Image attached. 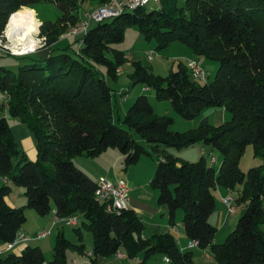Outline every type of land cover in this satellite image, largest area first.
<instances>
[{"label": "trees", "instance_id": "1", "mask_svg": "<svg viewBox=\"0 0 264 264\" xmlns=\"http://www.w3.org/2000/svg\"><path fill=\"white\" fill-rule=\"evenodd\" d=\"M44 1L0 0V38L9 17ZM49 1L60 15L41 28L43 53L17 57L16 73L0 66L7 112L31 132L37 153L35 161L28 160L6 120L0 119V247L12 243L25 222L23 210L5 201L14 185L23 188L27 208L39 216L52 210L57 217L82 216L93 236L92 264L121 250L129 264H148L156 255L168 264H195L192 252L182 251L171 233L144 239V224L135 211L110 212L96 200L98 183L73 159L115 149L124 170L154 153L149 185L158 192L157 205L166 207L172 226L176 211H182L185 238L208 251L215 264H264V166L246 173L239 168L248 146L255 157H264V0H158L157 8L138 7L70 38L62 35L78 21L84 0ZM97 1L102 5L109 0ZM128 27H136L146 41L155 40L157 51L180 42L196 57L218 65L213 79L200 83L180 62L164 77L132 62V88L150 89L156 101L168 102L186 121L205 109H224L231 118L218 126L176 132L173 119L156 115L147 96L140 94L115 122L107 79L116 80L127 60L115 45ZM198 144L219 152V169L203 156L188 162L171 153ZM217 188L238 191L235 204L244 207L221 244L214 242L218 229L209 221ZM69 246L58 232L49 262L38 246L25 245L18 255H0V264H66ZM78 249L82 252L83 246Z\"/></svg>", "mask_w": 264, "mask_h": 264}, {"label": "rangeland", "instance_id": "2", "mask_svg": "<svg viewBox=\"0 0 264 264\" xmlns=\"http://www.w3.org/2000/svg\"><path fill=\"white\" fill-rule=\"evenodd\" d=\"M100 4L97 0H84L80 3L79 14L82 16L84 13H87L91 10L96 9ZM148 7L157 8V3H150ZM24 14L28 17L30 22L34 27V41L36 44L35 49L32 51H28L24 53V55H31L34 52H42L45 47V38L42 37L41 28L46 26L48 23H54L56 18L60 15V12L53 4V2L47 0L44 2H40L36 4L34 7L29 9H23ZM11 16V15H10ZM11 18V17H9ZM9 21V19H8ZM7 21V23H8ZM7 25V24H6ZM6 27L2 34V38L0 39V66L11 70L12 72H17L19 60L16 58L19 56H23L22 54H17L12 47L10 41L8 40L6 33ZM63 38V37H62ZM157 42L155 40L146 41L139 30L136 27H128L124 32V37L122 42L115 45V48L125 53L126 62L121 67V72L118 73V77L116 80L107 79L108 85L113 90L112 102L115 106L113 109V119L117 122V118H123L127 108L130 104L135 100L137 96H139L140 87H131V82L129 81V75L133 72V68L131 66L132 62L141 63L142 66L147 67L151 70V72L156 76H166L171 70H175L177 64L183 63L185 64L188 60H195L198 64L203 67L206 72V82L213 79L215 75V71L217 70V63L211 60H207L205 58L196 57L193 52L184 44L180 42H173L168 47H166L162 51L156 50ZM151 52L152 60H148V53ZM43 53V52H42ZM7 55V56H6ZM110 60L113 59L112 54H107ZM203 83V82H200ZM123 96L121 97V94ZM150 102H153V99L150 97L153 92L145 93ZM129 96L126 98V96ZM125 98V99H124ZM7 96L2 95L0 93V119H5L10 129L12 128L15 134V138L17 143L24 149L26 152V157L28 160L32 157V147H33V136L31 132L24 126L19 118L12 117L6 108L7 104ZM158 104H154V113H158V116H168L171 117L174 121L172 124V129L176 132H186L191 124L197 123L200 119L199 117L194 120V122L183 120L178 117L172 110L171 106L168 102H154ZM228 119L231 118L230 113L227 112ZM137 139H140L139 136H135ZM141 140V139H140ZM31 141V142H30ZM149 151V147H146ZM199 151L197 148L189 149L187 151L182 152L185 159L188 162H196L199 159ZM205 159L207 163H209V159L216 158L217 161L212 165L214 169H219L221 164V155L218 151H213L211 153L205 154ZM86 158V157H85ZM156 157L154 153L151 156H141L138 163L124 170L123 163L116 161L115 159L109 160H99L97 162H91L88 165V169L90 170L91 178L96 181L99 180L100 177H103L105 180H108L112 183H115L117 180H124L127 184H135V186H139L137 190L131 194V197L134 200L141 201L143 204H148L147 200L144 197L143 199L139 198L141 192H145L146 195H150L152 189L149 185V182L155 172L156 167ZM14 166L17 164L16 159L13 160ZM264 166V157L258 156L255 157L253 155V150L251 146L246 147L240 161L239 168L242 172L246 173L250 168ZM2 178H0V186L3 182ZM9 197L14 202L17 208H20L24 212L25 222L23 224V230L26 231L30 236L42 231L43 229H48L50 223L53 218V210L46 216H39L34 210L27 208L26 198L24 195V190L21 187L10 186ZM130 189V188H129ZM238 191H229L222 188H217L214 192V200H215V209L212 215L209 218L210 223H215L219 216L221 218V226L218 228V231L215 235V243L221 244L225 241L226 236L235 228L236 222L238 218L244 211L243 206H237L235 214L228 215L226 208L223 204V198L226 195H230L232 198L237 197ZM148 195V196H149ZM183 213L181 210H178L175 214V221L177 224L181 223V218ZM78 217V226L73 227L69 225H59L57 228L53 229L51 234L41 241H34L30 243H26L25 245L30 246H38L44 255L45 262H49L53 256V246L55 242V237L58 232H61L64 238L71 244L66 251V264H92L91 256H92V246H93V236L92 233L87 230L83 223H85L82 216ZM225 219H228L229 226L223 227V223ZM146 227V222L145 225ZM147 229V228H146ZM262 230L264 231V226H262ZM148 230L143 231L145 236H149ZM159 235V234H157ZM153 236V235H152ZM151 236H149L150 238ZM23 245L22 247H24ZM83 246V251L81 252L78 247ZM198 251H194V255L196 257ZM157 257V258H156ZM157 259L158 262H161V258L159 256H154L151 258L150 262Z\"/></svg>", "mask_w": 264, "mask_h": 264}, {"label": "crops", "instance_id": "3", "mask_svg": "<svg viewBox=\"0 0 264 264\" xmlns=\"http://www.w3.org/2000/svg\"><path fill=\"white\" fill-rule=\"evenodd\" d=\"M147 92H151V90L150 89H143V88L139 89V94H145ZM127 97H129V96L127 95L126 98ZM150 97L153 99V102H151V104H152V107H153V111H155L154 110L155 109L154 108V104H158V103H154V102H158V101L155 100L154 94H152ZM155 114L156 115H160L158 113H155ZM198 117L200 119L197 121V123H194V124L192 123L191 124L192 126H189L190 127L189 129H194V128L199 127V126H206V125L218 126V125L222 124L223 122L227 121V119H228L227 118L228 117L227 112L224 109H217V110L205 109V110L202 111V113ZM194 120H192L190 122H194ZM11 130H12V133H13V135L15 137V134H14V131H13L12 128H11ZM33 140H34V138H33ZM17 144H18L19 148L26 154V152L20 146V144L19 143H17ZM194 148H197L199 150V151H197L198 154H199V158L201 156L206 157L205 154H207V153L209 154V153H211L213 151L215 152V150H213L211 148L203 147V146L198 144V145H194L192 147H189L187 149H183L181 151H176L175 150V151H172L171 153L175 157H177L178 159L187 161V159L184 158L182 152L187 151L189 149H193L194 150ZM31 150H32V157H30L29 159L31 161H35L37 159V153H36V149H35V140H34L33 147H32ZM106 159L107 160L115 159L116 161H119V162L122 163V156L115 149H108V150L104 151L102 154H100L99 156L94 157V158H85V157L78 156V157H75L73 159V163L75 164V166H77L83 172H85L86 174L91 176L90 172H89L90 170L87 168L88 165L91 162H97L99 160L105 161ZM214 159H215V163H216L217 159L216 158H214ZM100 178H103V177H100ZM93 180L96 181L95 179H93ZM1 182H3V180ZM128 186L130 188L128 208H130L133 211H135V213L143 221L144 225H145V222H146V227L144 226V231L148 230V232H146V233H148L149 236L157 235V234H164V233H171L174 236V239L177 241L180 249L181 250L185 249L189 242L185 238V235H184L183 229H182V225L180 223V226H179V224L176 223L175 217H174V226H172L170 224V221L168 220V217L166 216V214H167L166 207L158 206L157 203H156L158 192L156 190H152L150 195L148 194L149 196L146 195L145 192H141L140 193L139 198L143 199L144 197H146L145 199L147 200V203L150 204V205H148V204H143L141 201L134 200L131 197V194L134 192V190H137L139 186H135V184L131 185L129 183H128ZM11 187H12V185H11ZM8 195L5 197L6 204L9 207H11V208H17L15 206L14 202L10 199V197ZM53 213H54V210H53ZM176 213H177V211H176ZM222 223H223V227H228L229 226L228 219H225V221L222 222ZM212 224H214L217 227V229L220 228V226H221V218H219V216H218V218L216 220V224L215 223H212ZM149 236L146 237L145 233H142V237L144 239L149 238ZM32 242H34V241H32ZM214 242H216V241H214ZM24 248H25V246L24 247H19L17 249H14L13 252L18 255V254H20L22 252V250ZM195 250L198 251L196 257L193 254ZM183 251H191L192 252L195 264H215L212 256L206 250H200L198 248H192L190 250H183ZM120 253L123 254V256H124L123 258H117L116 256L111 257V258H107V259L99 258L97 260L96 264H129V263L132 262V261H130V260H128L126 258L125 253H124L123 250H121ZM156 256H158V255H156ZM153 257H151V258H153ZM159 257L161 258L160 259L161 260L160 263L158 262L157 259H154V261L150 262V260H151V258H150L148 260V264H168V263L164 262V260H163L164 258H162L161 256H159Z\"/></svg>", "mask_w": 264, "mask_h": 264}, {"label": "built area", "instance_id": "4", "mask_svg": "<svg viewBox=\"0 0 264 264\" xmlns=\"http://www.w3.org/2000/svg\"><path fill=\"white\" fill-rule=\"evenodd\" d=\"M157 1L158 0H109L107 3L98 6L96 9L84 13L82 16L80 15L76 24L70 27L67 32L62 35V37H81L87 33L92 24L118 17L122 13L133 11L138 7L148 6L152 2L157 3ZM81 43L82 40L78 42V45H80ZM151 54V52L148 53V60H152ZM184 66L189 71L194 80L203 83L206 82V72L204 71L203 67L198 64L197 61L188 60L186 61ZM120 72L121 69H118L117 73ZM209 163L210 165H213L215 163V159H209ZM97 183L98 185L95 191V198L97 201L104 203L108 211L119 212L121 210L128 209L130 189L126 181L120 179L115 183H112L108 180L100 178ZM223 204L228 215L235 214V198H232L230 195H226L223 198ZM61 224L76 227L78 226V217L75 215L66 217L53 216L48 229H43L42 231L32 236L28 235L24 230H20L18 231L12 243L1 246L0 255L8 252H13L14 249L22 247L26 243L39 241L46 238L51 234L53 229L57 228ZM192 248H197L196 242H189L187 244V247L185 249H182V251L190 250ZM116 257L123 258L124 256L119 252L116 254ZM163 260L164 262L168 263L167 258H164Z\"/></svg>", "mask_w": 264, "mask_h": 264}, {"label": "bare ground", "instance_id": "5", "mask_svg": "<svg viewBox=\"0 0 264 264\" xmlns=\"http://www.w3.org/2000/svg\"><path fill=\"white\" fill-rule=\"evenodd\" d=\"M8 40L17 54H22L35 49L34 27L21 9L9 19L6 30Z\"/></svg>", "mask_w": 264, "mask_h": 264}]
</instances>
